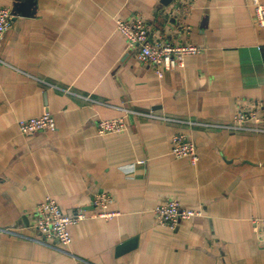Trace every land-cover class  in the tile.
<instances>
[{"label":"crops","instance_id":"crops-1","mask_svg":"<svg viewBox=\"0 0 264 264\" xmlns=\"http://www.w3.org/2000/svg\"><path fill=\"white\" fill-rule=\"evenodd\" d=\"M0 6L14 14L0 36V264H264V133L132 112L230 123L241 109H257L264 119V27L250 0ZM138 17L150 41L201 51L159 77L117 29V19ZM46 111L54 131H20L19 120ZM112 118L129 129L99 135V120ZM176 133L197 144L196 165L171 154ZM102 193L116 216L73 225L69 246L36 228L46 196L66 213L91 215ZM168 198L201 213L161 225L154 208Z\"/></svg>","mask_w":264,"mask_h":264},{"label":"built area","instance_id":"built-area-1","mask_svg":"<svg viewBox=\"0 0 264 264\" xmlns=\"http://www.w3.org/2000/svg\"><path fill=\"white\" fill-rule=\"evenodd\" d=\"M254 7L256 24L264 27V2L250 0ZM14 14L9 7L0 6V36L7 32ZM117 29L126 38L129 47L135 49L136 58L142 64L153 67L159 77L185 65L189 54L199 53L201 48L195 44H175L163 39L149 40V27L140 17L129 20L117 19ZM145 117L168 122L184 123L189 126L224 128L230 131L264 133V119L257 109H241L230 123H207L199 120L183 119L155 113L132 111ZM19 129L25 135L41 131H54L57 123L49 111L41 116L19 120ZM129 129L123 118L101 119L98 133L101 136L120 133ZM171 154L177 159H188L196 165L200 159L197 144L186 133H176L171 139ZM111 195L102 193L94 199L96 210L90 215L81 207L73 213H66L60 203L52 196H46L36 206V228L45 236L56 238L63 246L73 242L71 227L89 217L113 218L116 213L110 210ZM157 223L176 228L183 220L199 215L201 212L183 207L177 199L168 198L154 208ZM264 225V215L258 219Z\"/></svg>","mask_w":264,"mask_h":264},{"label":"water","instance_id":"water-1","mask_svg":"<svg viewBox=\"0 0 264 264\" xmlns=\"http://www.w3.org/2000/svg\"><path fill=\"white\" fill-rule=\"evenodd\" d=\"M28 13H29V11H27ZM128 244V243H127ZM127 244L126 245H124V246H122L119 250H125L128 246H127Z\"/></svg>","mask_w":264,"mask_h":264}]
</instances>
